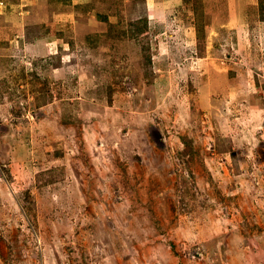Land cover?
<instances>
[{
	"label": "rangeland",
	"instance_id": "obj_1",
	"mask_svg": "<svg viewBox=\"0 0 264 264\" xmlns=\"http://www.w3.org/2000/svg\"><path fill=\"white\" fill-rule=\"evenodd\" d=\"M0 264H264V0H0Z\"/></svg>",
	"mask_w": 264,
	"mask_h": 264
}]
</instances>
